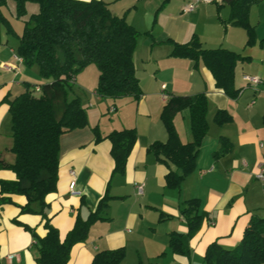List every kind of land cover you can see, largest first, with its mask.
<instances>
[{
    "label": "crops",
    "instance_id": "1",
    "mask_svg": "<svg viewBox=\"0 0 264 264\" xmlns=\"http://www.w3.org/2000/svg\"><path fill=\"white\" fill-rule=\"evenodd\" d=\"M102 1L107 8L110 4L116 8L108 9L115 16H124L137 33L145 34L149 28L150 37L143 35L146 40L140 44L139 37L133 53L141 96L112 100L99 98L93 91L91 102L104 103V107L97 106L95 121L88 117L84 128L60 137L56 191L46 196L43 213H37V204L31 205L33 212L21 213L26 204L23 196L12 195L10 201L0 204V264H37L34 241L45 235V221L48 219L63 238L76 218L86 219L104 196L110 199L100 213L102 220L92 224L84 242L72 247L67 264H90L95 253L118 248L125 250L120 264H200L209 244L216 242L232 249L251 218H264V182L256 177L264 172V50L259 46L264 38V17L257 21L255 17V43L247 46L245 30L229 23L230 8L221 0L203 4L191 13L182 11L191 0H170L164 5L163 0ZM130 7L133 11L127 12ZM152 15L155 19L146 27L147 16ZM252 15L249 13V24ZM193 38L202 49H224L240 56L234 68L233 84L239 90L236 98L216 88L212 74L201 62L194 66L191 60L171 56L175 44H186ZM0 45V180H13L14 174L3 167L14 162L8 101L21 94L16 92L23 87L20 78H24V70L21 62L13 60L16 48L7 40ZM164 59L173 65L161 68ZM162 69L167 73L164 77ZM245 76L259 82L250 83ZM74 82L86 92L82 81L74 77ZM196 95L205 96L208 102V132L192 172L182 179L178 190L168 189V168L147 155V147L167 140L160 115L169 98ZM217 111L226 112L231 121L217 125ZM173 125L181 143L192 141L186 110L175 115ZM94 127L103 137L112 131H136V143L123 175L112 176L111 145L108 140L95 143ZM221 141L229 145L228 150L221 152ZM169 169L175 170L171 164ZM70 171L75 173L76 195L69 191ZM139 185L141 194L136 189ZM192 199L198 200L204 219L188 242L189 253L172 254L169 235L187 232L180 210L183 202Z\"/></svg>",
    "mask_w": 264,
    "mask_h": 264
},
{
    "label": "trees",
    "instance_id": "2",
    "mask_svg": "<svg viewBox=\"0 0 264 264\" xmlns=\"http://www.w3.org/2000/svg\"><path fill=\"white\" fill-rule=\"evenodd\" d=\"M8 1L15 3V16L21 19L23 29L17 36L16 55L26 66L36 65L39 76L47 82L34 85L39 96H34L28 85L24 92L8 101L10 128L14 155L11 165H4L14 174L13 180H0V204L10 201V196H23L26 204L21 213H30L32 204L39 206L38 214L47 207L45 198L56 191L59 165V139L67 132L87 125V115L78 98L68 99L67 87L75 74L85 66L94 64L98 70L95 93L103 99L132 98L141 96L135 77L133 53L138 37L124 16H115L102 0H0V35L12 33L1 9ZM170 0H163L162 5ZM256 0H221L230 8L229 23L245 30L247 46L255 43L254 28L248 21L251 4ZM33 3L37 13L26 16L25 6ZM1 37V36H0ZM264 50V38L259 42ZM175 58L188 59L196 66L199 62L212 74L217 89L230 98L239 90L233 84L234 68L241 59L232 51L206 50L196 38L186 44H175L171 52ZM208 102L205 96H172L162 108L161 120L167 140L154 142L147 147V155L168 168L165 183L168 189L178 190L183 178L194 169L201 143L208 132L206 121ZM183 110L188 112L192 141L180 142L173 119ZM231 121L224 111H217L214 122L223 125ZM95 143L108 140L114 174L123 175L127 159L136 143L134 129L112 131L101 136L93 128ZM221 152L229 145L221 141ZM169 164L175 170L169 169ZM109 197L104 196L94 212L86 219L77 217L73 228L61 238L59 231L47 219L46 233L37 238V264H67L72 247L82 243L94 222L102 220L100 213ZM180 210L186 223L185 234L171 233L168 247L172 254L187 255L188 242L199 231L205 214L200 212L196 199L183 202ZM14 223L20 224L18 219ZM29 230L34 236L31 229ZM125 250H103L94 254L90 264H120ZM200 264H264V218H251L239 243L224 249L216 242L209 244Z\"/></svg>",
    "mask_w": 264,
    "mask_h": 264
},
{
    "label": "rangeland",
    "instance_id": "3",
    "mask_svg": "<svg viewBox=\"0 0 264 264\" xmlns=\"http://www.w3.org/2000/svg\"><path fill=\"white\" fill-rule=\"evenodd\" d=\"M124 1L127 2V0H124ZM127 5L128 4H126V9L128 7ZM213 6L215 7V4ZM108 8L112 11H114L116 9L111 4L108 6ZM197 8H201V5L197 6ZM25 10H26V16H28L30 14L37 13L38 6L36 4H33V3H28L25 6ZM168 10L170 12H172V10H174V9H172V5H170V7H168ZM129 11H133V8L130 7L127 12H129ZM1 12H2L3 16L5 17L6 21L8 22V24L10 25V28L12 29V33L6 34L5 30L2 28L0 36L1 37L3 36L6 39L3 38L2 42L0 39V44H3L4 40H7L9 42V45L11 43V45H13V47L17 48V46H16L17 42H18L17 36L20 35L22 32L23 23H22L21 19H17L15 16V3L13 1H8L6 6L1 9ZM249 13L253 14L251 17V24H250V26L253 27V25L256 24V21L258 20L259 16H261V18L264 17V2L259 1V0H256L255 2H253V4H251V7L249 8ZM249 13H248V21H249ZM138 14H140L141 17H143L142 15H144V12L142 11L141 8L138 9ZM255 17H256V21L254 22ZM154 19H155L154 15H152V17L147 16V24H145L146 27H149L152 24V22L154 21ZM146 29H147V33H145V34L140 33V32L138 33L137 40L140 37L139 44L142 41L146 40V38L143 35H145L146 37L148 35V37H150L149 28H146ZM199 30H201V28H199ZM148 40H150V39H148ZM137 43H138V41H136V46H137ZM1 46L2 45H0V48H2ZM162 50H164V49H162ZM15 56H17V55H15ZM13 60H15V57L13 58ZM15 62H16V60H15ZM172 65L173 64L168 62L166 59H164L160 62V66L163 69H164V67H169ZM180 67L181 66H178V68H180ZM22 68L24 70L23 71L24 72V76H23L24 78H20V81H23L24 83L22 85L23 86L22 89L16 93L24 92V90L26 89L25 86L28 85L31 93L34 96H39L40 91H36V88H33V86L34 85H43L47 81L42 79L39 76L38 68L36 65H33V66L23 65ZM163 69L161 71V77H164L167 74L166 72L163 73ZM75 79H77V80L79 79L80 81L83 82V84L86 87L85 88L86 92L84 93L85 90L83 91L82 88H80L78 86L77 82L73 81V82L69 83V87H67L68 99H74L75 97L78 96L80 103H81V106L86 112L87 118L89 117L90 121H95V119L98 116V112L96 110L97 106H101L100 108H102V106L104 107V103H98L96 101L91 102L92 98H93L92 97L93 91L96 89L97 82H98L97 67L94 64H90V65L85 66L82 70L78 71L75 74ZM92 105H93V108H91ZM103 116L106 118L109 117L108 114H104ZM7 170H9V169H7Z\"/></svg>",
    "mask_w": 264,
    "mask_h": 264
},
{
    "label": "built area",
    "instance_id": "4",
    "mask_svg": "<svg viewBox=\"0 0 264 264\" xmlns=\"http://www.w3.org/2000/svg\"><path fill=\"white\" fill-rule=\"evenodd\" d=\"M218 0H191L189 3L185 4L182 11L183 13H191L193 12L197 6L199 5H203V4H211L214 2H217ZM15 59L19 62H21V59L18 58L17 56H14ZM7 70H11V68L9 66H4ZM244 80L253 83V84H257L259 82V80L257 78H249L247 76L244 77ZM164 88V87H163ZM36 91H39L38 88H36ZM70 177H71V181L69 183V191L72 195H76L77 193L74 191V187H75V173L74 171H70L69 173ZM257 179H259L261 182H264V172H260L256 175ZM137 193L141 194L142 193V185L137 186ZM9 258L11 259L12 256H9Z\"/></svg>",
    "mask_w": 264,
    "mask_h": 264
}]
</instances>
